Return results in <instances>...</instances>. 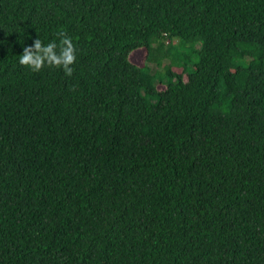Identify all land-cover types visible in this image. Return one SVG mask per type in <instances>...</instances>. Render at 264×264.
I'll list each match as a JSON object with an SVG mask.
<instances>
[{"label":"trees","instance_id":"16d2710c","mask_svg":"<svg viewBox=\"0 0 264 264\" xmlns=\"http://www.w3.org/2000/svg\"><path fill=\"white\" fill-rule=\"evenodd\" d=\"M0 264H264V0H0Z\"/></svg>","mask_w":264,"mask_h":264},{"label":"clouds","instance_id":"9594fccd","mask_svg":"<svg viewBox=\"0 0 264 264\" xmlns=\"http://www.w3.org/2000/svg\"><path fill=\"white\" fill-rule=\"evenodd\" d=\"M56 35L59 37L58 44L49 42L45 45L37 37L30 46H25L18 57L19 65L27 67L33 73H38L47 66L62 69L66 76H72L71 65L76 61L75 45L64 30L57 32Z\"/></svg>","mask_w":264,"mask_h":264},{"label":"rangeland","instance_id":"374dc122","mask_svg":"<svg viewBox=\"0 0 264 264\" xmlns=\"http://www.w3.org/2000/svg\"><path fill=\"white\" fill-rule=\"evenodd\" d=\"M174 42H177V40H174ZM178 47H179V45H178ZM180 49H181V51H185V52H187V53L190 54V51H189L188 49H186L184 46H182ZM136 57L141 58L142 55L138 54V55H136ZM169 61H170L169 58L164 59V60L161 62V64H159V65H157L155 62H152V63L150 64V66H151V71H152L153 73L155 72L156 74H158V73H162V72L164 71V67H163V66L166 65Z\"/></svg>","mask_w":264,"mask_h":264}]
</instances>
